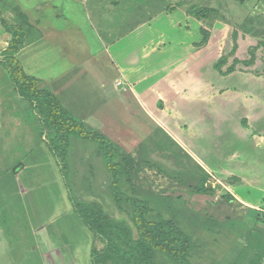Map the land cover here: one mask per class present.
I'll use <instances>...</instances> for the list:
<instances>
[{"label":"rangeland","instance_id":"rangeland-1","mask_svg":"<svg viewBox=\"0 0 264 264\" xmlns=\"http://www.w3.org/2000/svg\"><path fill=\"white\" fill-rule=\"evenodd\" d=\"M37 1L21 4L28 13ZM56 2L16 26L31 45L17 56L21 72L36 85L15 84L0 55V264H91L103 243L78 210L90 204L136 239L132 207L112 198L109 163L124 170L122 193L148 203V219L187 232L191 264H260L261 1L67 0L62 12ZM195 9L207 12L198 19ZM220 61L235 72L220 75ZM37 90L87 135L53 131ZM46 242L59 254H46Z\"/></svg>","mask_w":264,"mask_h":264},{"label":"trees","instance_id":"trees-1","mask_svg":"<svg viewBox=\"0 0 264 264\" xmlns=\"http://www.w3.org/2000/svg\"><path fill=\"white\" fill-rule=\"evenodd\" d=\"M190 12L199 19L202 12L205 15L207 11L195 9ZM2 25L11 35L8 46L2 53L6 71L12 74L14 83L28 81L31 83L29 86L36 85L35 78L28 79L21 72V65L15 57L24 43L23 31L16 26H8L5 23ZM203 33L206 40L207 33L205 31ZM245 64L248 65V63ZM222 66L221 61L215 65V69L222 76L235 72L234 64L226 71L222 70ZM34 95L45 108L44 116L48 122L51 121L53 131L58 129L64 131V134L73 132L79 136L87 135L84 132L83 123L71 118L55 97L41 90L35 91ZM108 169L115 173V181L111 189L112 198L117 203H126L132 207L131 221L136 229L137 238H133L131 229L125 224L114 221L96 204L84 207V211L82 208L78 209L84 224L103 243L102 249H93L91 264H156L155 260L158 256L167 260L168 264H191L190 254L193 246L187 232L180 229L171 219L161 217L148 219L151 212L148 203L122 193L119 178L124 170L121 166L109 163ZM200 190L201 192L207 190L203 183Z\"/></svg>","mask_w":264,"mask_h":264},{"label":"crops","instance_id":"crops-1","mask_svg":"<svg viewBox=\"0 0 264 264\" xmlns=\"http://www.w3.org/2000/svg\"><path fill=\"white\" fill-rule=\"evenodd\" d=\"M23 0H0V55L2 56V53L5 51V49L8 46V42L11 39V35L10 33L5 29V27H3L2 23H5L8 26H24L27 23L28 18L31 17V14L33 12V10L35 8H38L40 6L43 7H51V8H57L56 6L54 7V3L57 4V0H39L37 1L36 5L32 7V9H30V11L28 13H26V9H23V5L21 4ZM60 2V11L62 12V2L67 1V0H58ZM70 1V0H69ZM260 4L261 6L264 7V0H260ZM34 2V1H33ZM79 3V2H78ZM59 11V12H60ZM257 16V15H255ZM255 16L251 17L248 16L247 20H251L253 19ZM251 24V23H250ZM29 39H27V37L24 38V43L22 45L21 50L15 55L16 59L17 56L19 55V53L24 49L26 50L27 48H29L31 45L29 44ZM108 56L112 59L111 54L108 53ZM18 60V59H17ZM20 63V62H19ZM142 81H146L142 80ZM121 82H127V78L124 72L120 73V75H117V78L114 77V79L112 80V84L115 88L119 87ZM135 95L136 98L140 101V104L142 106V98L140 96L137 95V93L134 91L136 88L131 87L129 88ZM231 156H236L235 154H232ZM239 162H241L242 160L239 158V155H237ZM237 157H234L235 159H237ZM246 175V174H245ZM248 178H254V177H250L248 175H246ZM253 182H257L256 179H254ZM229 187L228 188H232V186H230L228 184ZM234 187V186H233ZM47 247L49 248V250H47L46 254H49V256L55 257L56 254H59V252L57 250L54 249H50L49 244L46 242ZM56 252V253H55ZM260 264H264V256L261 258Z\"/></svg>","mask_w":264,"mask_h":264}]
</instances>
